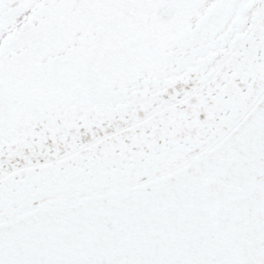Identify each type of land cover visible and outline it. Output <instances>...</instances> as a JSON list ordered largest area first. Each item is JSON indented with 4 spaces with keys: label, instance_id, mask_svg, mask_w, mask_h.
Returning a JSON list of instances; mask_svg holds the SVG:
<instances>
[{
    "label": "snow or ice",
    "instance_id": "snow-or-ice-1",
    "mask_svg": "<svg viewBox=\"0 0 264 264\" xmlns=\"http://www.w3.org/2000/svg\"><path fill=\"white\" fill-rule=\"evenodd\" d=\"M0 264H264V0H0Z\"/></svg>",
    "mask_w": 264,
    "mask_h": 264
}]
</instances>
